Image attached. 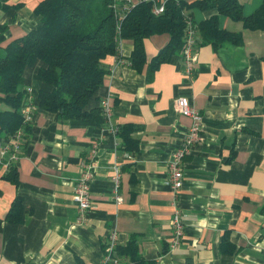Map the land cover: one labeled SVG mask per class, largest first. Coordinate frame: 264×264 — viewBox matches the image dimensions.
Masks as SVG:
<instances>
[{"label":"crops","instance_id":"obj_1","mask_svg":"<svg viewBox=\"0 0 264 264\" xmlns=\"http://www.w3.org/2000/svg\"><path fill=\"white\" fill-rule=\"evenodd\" d=\"M40 1L9 0L8 8H0V25H8L0 59L8 42L40 24ZM240 1L250 15L264 0ZM214 15L221 28L242 39L217 47L198 42L192 73L183 52L151 67L169 32L144 38L141 71L131 63L133 40L121 38L118 51L103 59L109 71L86 105L87 111L99 110L87 116L64 120L40 106L39 90L48 87L39 74L44 62L24 68L30 121L14 160L18 181L0 167V264H102L112 231L118 246L135 239L149 264H264V29L246 27L215 7L187 9L196 23ZM180 95L201 110L204 128L184 159V182L175 194L169 160L191 122L176 106ZM105 98L112 105L110 118ZM8 108L0 99V110ZM124 127L136 139L134 147L122 136ZM5 137L0 131V139ZM95 145L93 206L80 220L74 186L82 158ZM115 166L121 169L122 201L115 197ZM16 197L22 200V220L8 218ZM176 206L185 229L182 242L171 248ZM120 254L123 263L131 262Z\"/></svg>","mask_w":264,"mask_h":264},{"label":"trees","instance_id":"obj_2","mask_svg":"<svg viewBox=\"0 0 264 264\" xmlns=\"http://www.w3.org/2000/svg\"><path fill=\"white\" fill-rule=\"evenodd\" d=\"M8 1L0 0V8H8ZM152 6L149 0H41L35 7L42 17L40 24L8 42L6 55L0 59V99L9 105L0 110V131L7 136L24 125L21 109L27 97L22 88L23 70L37 59L44 62L39 74L48 84L39 90V105L66 120L99 110L87 111L86 105L109 71L103 59L118 51L121 38L133 40L131 63L141 71L147 59L146 36L171 34L170 41L153 58V68L169 60L173 53L183 52L187 43V9L192 6L215 7L220 13L242 20L246 27L264 29V1L250 15L244 14L240 0H166L165 10L159 14L153 12ZM192 22L200 43L211 42L217 47L225 40L239 43L242 39L239 32L221 28L218 15L200 23ZM7 26L0 25V42ZM129 132L127 127L121 130L127 146L134 147L136 139ZM5 177L18 181L15 163ZM8 218L22 220L23 204L19 197L13 201ZM118 251L129 256L131 264H149L140 257L135 239L119 245Z\"/></svg>","mask_w":264,"mask_h":264},{"label":"built area","instance_id":"obj_3","mask_svg":"<svg viewBox=\"0 0 264 264\" xmlns=\"http://www.w3.org/2000/svg\"><path fill=\"white\" fill-rule=\"evenodd\" d=\"M152 1V10L155 14H159L165 10L166 0H149ZM120 28V24L118 25ZM197 29L191 19H188L187 30V43L183 50L185 58L186 71L192 73L195 69V62L197 61V53L193 51L194 46L198 43L199 39L196 35ZM175 103L178 110L188 116L191 120L189 126L182 133L181 141L179 145L172 151L171 159L169 160V184L175 194L182 188L184 182V170L183 164L186 155L190 152L193 144L200 140L203 136V114L201 110L196 107L190 101L186 95H180L175 97ZM102 105L105 110V114L110 118L112 114V105L108 98L102 100ZM23 121L24 124L30 121V109L24 106L23 108ZM24 136V125L19 127L9 137L6 136L3 140L0 139V167L6 166L10 169L14 160L17 159V150L22 143ZM97 164V147L96 145L82 158L80 165V175L75 181L74 186V201L78 205L79 218L83 220L86 212L93 206V199L91 194V183L95 176ZM121 169L115 166V172L112 176L114 183V192L117 201H122V196L118 193V189L121 181ZM172 234L170 239V247L174 248L182 242L185 222L184 214L180 208L175 207L171 217ZM119 239L116 231H112L108 239L106 240L104 247V258L102 264H125L123 258L118 251ZM127 264H131L128 262Z\"/></svg>","mask_w":264,"mask_h":264}]
</instances>
